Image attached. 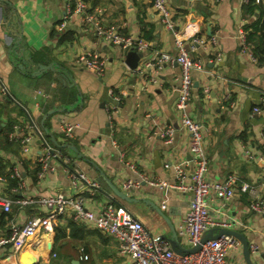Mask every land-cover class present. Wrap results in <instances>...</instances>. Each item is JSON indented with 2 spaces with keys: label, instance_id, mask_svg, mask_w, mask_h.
<instances>
[{
  "label": "crops",
  "instance_id": "obj_1",
  "mask_svg": "<svg viewBox=\"0 0 264 264\" xmlns=\"http://www.w3.org/2000/svg\"><path fill=\"white\" fill-rule=\"evenodd\" d=\"M167 1L190 54L206 64V70L193 72L189 112L205 134L208 178L223 179L235 173L242 180L255 182L264 176V59L253 62L243 54L237 32L245 25L252 27L257 16L247 12L243 0ZM67 2L0 0V77L12 97L32 111L47 138L69 156V164L98 181L101 188L84 187L80 180L78 186L73 185L59 160L54 171L38 179L37 156L23 152L19 143L8 139L13 121L24 116L20 105L0 94V194L14 201L10 213L0 206V238L11 232V219L22 224L44 213L35 202L21 205L16 200L58 192L74 194L95 210L113 202L138 217L153 234L170 238L189 209L190 194L155 187L142 177L172 179L174 164L192 163L189 134L179 123L176 107L181 68L168 63L145 70L143 64L153 57L154 50L178 54L174 35L150 0L85 1L103 24L118 25L124 34L149 42L138 66L131 68L125 61L126 51L98 40L81 14H74L60 28ZM214 34L219 38L218 47L198 43L192 47L194 36ZM87 50H98L106 59L101 75L76 63ZM218 51L221 61L216 60ZM256 56L259 59L260 54ZM39 89L46 96L38 94ZM112 91L122 95L113 127L108 110ZM36 101L40 107L34 106ZM256 105L262 108L260 114L253 113ZM63 119L76 124L75 137L68 142L58 129ZM169 125L175 132L166 141L157 131ZM30 147L40 153L38 139ZM18 161L25 186L12 176L11 169ZM126 178L141 181L140 189L126 192L131 200L115 194L111 186L119 187ZM248 202V195L237 190L231 206L212 200L210 207L214 217L238 221L236 230L243 232L249 243L256 241L263 254L264 215L251 212ZM212 228L214 234L220 232L218 227ZM83 253L89 258L81 259ZM12 255L9 248H0V264H131L119 253L115 237L68 216L56 221L52 234L30 239ZM255 256L254 264H264ZM230 259L233 264H247L243 247Z\"/></svg>",
  "mask_w": 264,
  "mask_h": 264
},
{
  "label": "built area",
  "instance_id": "obj_2",
  "mask_svg": "<svg viewBox=\"0 0 264 264\" xmlns=\"http://www.w3.org/2000/svg\"><path fill=\"white\" fill-rule=\"evenodd\" d=\"M157 14L161 17L163 23L174 35L175 44L179 50L178 54H173L164 50H154L153 57L147 59L143 67L146 69L162 68L168 63L179 64L181 74L180 93L176 102L179 112V123L181 127L189 134L190 152L192 154V163L184 164L177 162L174 164V178H153L142 177L147 183L161 189H178L184 193L190 194V206L186 214L181 219L177 230V237L180 243L189 248L202 244L201 248L195 252L177 253L168 237H162L153 234L146 228L144 223L130 213L126 208L116 206L113 202H107L99 210L87 208L84 200L74 194H65L58 192L55 195H43L34 199H19L15 202L26 205L35 202L37 207L44 213L28 218L20 224L14 219L10 220L11 232L0 238V248H7L15 256L23 249L30 239L40 234H52L56 221L63 217H70L75 221L91 224L100 232L116 238L118 241V251L122 256L128 257L131 264H233L231 255L241 249L242 242L234 235L222 233L218 237H211L206 242L201 243L203 236L212 227L236 229L238 221L232 218L214 217L211 212L210 202L220 200L224 204L231 206L237 199V190L248 195V208L251 212L264 215V176L255 182L242 180L237 174L230 173L223 179L208 178L209 158L205 147V134L202 131L201 124L189 112V104L193 96L194 89V71L206 70V64L201 58L193 57L185 45L184 34L177 28L174 19V11L167 0H150ZM219 2L221 0H213ZM248 3L251 0H243ZM257 4L263 3V0H254ZM81 14L86 27H90L95 36L101 42L119 46L126 53L134 46L136 50L143 53L149 48V42L141 37H135L131 34H124L118 25L107 26L95 12L87 9V3L84 0H68L66 3V12L64 20L60 24L63 28L66 21L74 14ZM237 38L241 45L243 54H247L253 62L259 59L255 55L254 42L249 40L248 31L240 27L237 32ZM192 47L200 44L203 47L212 44L219 46V38L216 34L208 37L196 35L192 39ZM222 53L217 52L216 60H222ZM76 63L90 71L101 75L106 66V59L102 57L98 50H87L76 58ZM38 94L46 96L44 90H37ZM0 94L7 96L12 101L15 100L7 84L0 77ZM112 102L108 107L109 124L113 127L115 115L120 108L122 95L111 92ZM35 107H40L39 101L34 103ZM22 114L18 116L12 124V129L8 134L11 142L19 143L23 152L31 153L36 157L39 163L38 179H43L49 173L56 169L57 160L61 161L72 178L73 185L78 186L83 182L87 188H101L98 181L90 179L85 173L72 167L70 158L64 154L63 150L55 143L50 141L39 123L35 120L32 111L20 105ZM261 106H254L253 113L260 114ZM26 118V120H24ZM76 124L70 120H61L58 129L61 138L68 142L75 137ZM159 136L166 141L172 139L175 128L169 125L157 131ZM39 140L40 153L36 150L31 151V144ZM251 156V154H250ZM252 157V156H251ZM12 176L19 180L20 186H25L23 180L21 162L18 161L11 169ZM119 187L124 192L141 188V181L132 178L122 179ZM113 199V198H112ZM13 200L0 194V206L6 212L12 211ZM166 204L163 203L162 208ZM252 260L254 254L264 261V253L261 254V247L256 241L249 243ZM54 255L56 253L54 252ZM262 255V256H261ZM89 255L83 253L81 259H88ZM254 262V260H253Z\"/></svg>",
  "mask_w": 264,
  "mask_h": 264
},
{
  "label": "water",
  "instance_id": "obj_3",
  "mask_svg": "<svg viewBox=\"0 0 264 264\" xmlns=\"http://www.w3.org/2000/svg\"><path fill=\"white\" fill-rule=\"evenodd\" d=\"M142 56H143V54L138 52L134 46L131 50H129L125 54V61L131 68H136L138 66L139 61H140ZM64 145H68V144H64ZM111 186H112L115 194L119 195L120 197H122L126 200H131V198L127 195V193L124 192L122 189H120L118 186H116L115 184H112V183H111ZM156 207L160 210V208L158 206H156ZM219 229H220V232L218 234H214L213 228L209 229V231L203 236L201 243L206 242L211 237H218L222 233L232 234V235L236 236L242 242L243 254H244V257L246 259L247 264H254V262L252 260L251 251H250L247 236L243 232L238 231L236 229H225V228H219ZM169 240L172 244L173 249L177 253L195 252V251L199 250L202 246V244H198L197 246L189 247V248L183 246L177 237V232H174L173 236L170 237ZM26 264H31V262H28Z\"/></svg>",
  "mask_w": 264,
  "mask_h": 264
},
{
  "label": "trees",
  "instance_id": "obj_4",
  "mask_svg": "<svg viewBox=\"0 0 264 264\" xmlns=\"http://www.w3.org/2000/svg\"><path fill=\"white\" fill-rule=\"evenodd\" d=\"M85 1H88V0H85ZM257 8L259 10H256ZM247 12L249 14H251V13L256 14L257 19H256V22L252 25V27H245V26H247V25H245L244 28L248 31L249 40H251L255 43L254 53L256 55H257V53L260 54L259 60H260V58L264 59V5H263V3L257 4L254 0H251L250 2L248 1ZM11 129H12V125H11L10 130ZM10 130H9V132H10ZM58 146L60 147V145H58Z\"/></svg>",
  "mask_w": 264,
  "mask_h": 264
}]
</instances>
